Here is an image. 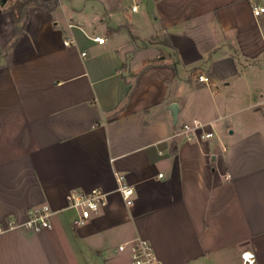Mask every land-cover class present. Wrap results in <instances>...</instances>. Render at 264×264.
Instances as JSON below:
<instances>
[{
	"label": "crops",
	"instance_id": "crops-1",
	"mask_svg": "<svg viewBox=\"0 0 264 264\" xmlns=\"http://www.w3.org/2000/svg\"><path fill=\"white\" fill-rule=\"evenodd\" d=\"M14 1L0 4V226L14 224L0 264H128L118 245L136 237L165 264H241L243 250L264 264L262 0L34 5L9 65ZM195 119L197 137L173 136ZM93 188L107 203L75 226L68 195ZM44 204L51 227H27Z\"/></svg>",
	"mask_w": 264,
	"mask_h": 264
},
{
	"label": "built area",
	"instance_id": "built-area-1",
	"mask_svg": "<svg viewBox=\"0 0 264 264\" xmlns=\"http://www.w3.org/2000/svg\"><path fill=\"white\" fill-rule=\"evenodd\" d=\"M253 12L258 15L264 12V5L259 1L253 3ZM94 40L102 43L105 38L96 36ZM70 39L65 40V44H71ZM85 54V53H83ZM200 75V79H203ZM204 124L198 119L190 123H184L182 127L174 131L173 136H185L188 139L197 137L203 130ZM212 132H206L203 136L211 137ZM162 173H160V176ZM119 182V190L128 205L133 203V187L126 183L125 176L121 173L117 174ZM69 207L77 212V216L72 222L75 226H80L89 221L92 216L97 213L107 203V192L100 188H93L90 191H75L68 195ZM53 210L48 204L32 207L29 210V218L25 225L34 230L51 227V215ZM13 223H9L8 227L0 226V232L6 228L13 227ZM120 253H128V264H165L157 255L153 242L149 237H136L127 240L118 245L117 249ZM241 264H257L256 255L252 250H243L241 252Z\"/></svg>",
	"mask_w": 264,
	"mask_h": 264
},
{
	"label": "trees",
	"instance_id": "trees-1",
	"mask_svg": "<svg viewBox=\"0 0 264 264\" xmlns=\"http://www.w3.org/2000/svg\"><path fill=\"white\" fill-rule=\"evenodd\" d=\"M5 5V4H4ZM40 6L44 10L51 12L53 11L58 5V0H16L14 2L9 3L5 6L8 9L12 16L14 24L18 26V30L12 36L10 41L6 43L4 46V56L8 59V64L10 65V56L11 51L17 41L19 34L22 32L27 20H28V10L31 6Z\"/></svg>",
	"mask_w": 264,
	"mask_h": 264
},
{
	"label": "water",
	"instance_id": "water-1",
	"mask_svg": "<svg viewBox=\"0 0 264 264\" xmlns=\"http://www.w3.org/2000/svg\"><path fill=\"white\" fill-rule=\"evenodd\" d=\"M7 1L8 0H0V4L4 5L5 3H7ZM170 109L172 111L173 119L176 122L178 117V104L176 102L172 103L170 105Z\"/></svg>",
	"mask_w": 264,
	"mask_h": 264
},
{
	"label": "rangeland",
	"instance_id": "rangeland-1",
	"mask_svg": "<svg viewBox=\"0 0 264 264\" xmlns=\"http://www.w3.org/2000/svg\"><path fill=\"white\" fill-rule=\"evenodd\" d=\"M262 2L264 3V0H262Z\"/></svg>",
	"mask_w": 264,
	"mask_h": 264
}]
</instances>
